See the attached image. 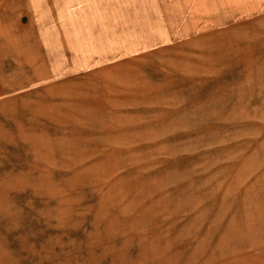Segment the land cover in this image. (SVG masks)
I'll return each mask as SVG.
<instances>
[{"label": "rangeland", "instance_id": "rangeland-1", "mask_svg": "<svg viewBox=\"0 0 264 264\" xmlns=\"http://www.w3.org/2000/svg\"><path fill=\"white\" fill-rule=\"evenodd\" d=\"M2 71L0 264H255L264 0H0Z\"/></svg>", "mask_w": 264, "mask_h": 264}, {"label": "crops", "instance_id": "crops-1", "mask_svg": "<svg viewBox=\"0 0 264 264\" xmlns=\"http://www.w3.org/2000/svg\"><path fill=\"white\" fill-rule=\"evenodd\" d=\"M0 75H3V79H4L5 72L4 71L0 72ZM2 116H4V118H1ZM1 142L6 143V95L5 94L0 95V144ZM4 151H5V145L2 151L0 149V157L2 156V153ZM261 243L262 245H264V241H262ZM256 251L258 252L259 257L257 259L255 258V264H264V246L261 248H256ZM240 260L242 261V264L243 263L246 264V261L244 259L240 258Z\"/></svg>", "mask_w": 264, "mask_h": 264}]
</instances>
